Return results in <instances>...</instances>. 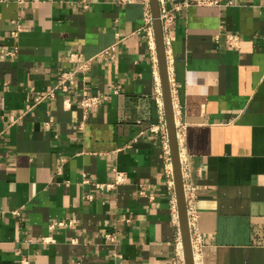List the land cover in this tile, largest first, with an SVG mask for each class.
<instances>
[{
    "label": "crops",
    "instance_id": "0c3cea01",
    "mask_svg": "<svg viewBox=\"0 0 264 264\" xmlns=\"http://www.w3.org/2000/svg\"><path fill=\"white\" fill-rule=\"evenodd\" d=\"M179 1L159 10L172 15L165 56L196 264H264V0ZM142 16L116 0H0V264H168L177 228L149 129L159 78ZM112 44V58L92 59ZM62 71L68 90L34 102ZM84 89L106 96L85 117ZM113 168L124 182L112 190L82 182L111 181Z\"/></svg>",
    "mask_w": 264,
    "mask_h": 264
},
{
    "label": "built area",
    "instance_id": "2783aa9c",
    "mask_svg": "<svg viewBox=\"0 0 264 264\" xmlns=\"http://www.w3.org/2000/svg\"><path fill=\"white\" fill-rule=\"evenodd\" d=\"M118 3L121 4H129V3H139L142 6L143 10V16H142V31L145 33L147 38V44L150 52V58L152 62L155 64L156 62V54H155V48H154V35H153V29H152V16L150 12V6H149V0H116ZM233 0H180L179 2H176L173 5V9H178L180 7H187L189 5H195V6H229L231 5ZM159 3H162V0H159ZM171 10H167L163 7L159 10V20L161 24V31H162V40L164 49H168L171 41V36L168 34V28L170 24L172 23V15L170 13ZM239 38L237 34H226L225 36V43L227 46L235 47L238 45ZM114 51V44L104 48L99 53H97L95 56H93L92 59L99 60L103 58L104 56H108L112 58ZM73 55H71L72 57ZM91 58L88 60L83 61L81 64L78 65L77 70L78 71H84L88 67L89 62L92 60ZM155 66V65H154ZM73 72L70 71H62L59 73V79L54 85L53 88L50 90L36 95L34 97V102H38L42 99L46 98H53L55 95V91L59 90L61 92H66L68 90V86L73 83ZM158 80V78H157ZM155 94L157 96V102L158 107L160 111V119L157 125L151 126L149 129L152 132H156L159 135L161 149H162V164H163V171L165 176L167 177V188L169 191L172 192L171 197V215L173 219V223L175 224L177 228V233L174 238L173 242V252L168 260V264H185L184 263V256H183V250H182V243H181V237L180 232L178 230V217H177V208H176V201L174 196V186H173V174H172V164H171V158H170V152H169V145H168V139H167V133L165 128V121L163 117V106H162V98H161V90L159 86V82L157 81V88L155 90ZM106 101V96L99 94L98 92H90L87 89L82 90L78 104L81 107L83 111V116L85 117L89 111L98 109L101 104ZM183 125L177 124L175 126V136L177 145L180 140V136L182 134ZM179 156V160H180ZM83 183H91L95 188H98L100 190H112L116 186L122 184L124 182V173L121 170H118L117 168H113V177L111 181L108 182H91L88 178L82 179ZM182 188H183V198L185 203V210H186V218H187V225L189 229L190 234V247H191V253H192V260L193 264H196V257L200 250L201 246V240L200 235L196 231L195 228V218H196V212L194 209V187L190 183H184L182 182ZM126 220V219H125ZM66 223L64 221H57L52 224H50V227L53 226H64ZM107 238L110 240H113L112 234H107ZM44 242L50 241L48 237L43 238ZM19 264H30L26 257H22L19 261Z\"/></svg>",
    "mask_w": 264,
    "mask_h": 264
},
{
    "label": "water",
    "instance_id": "95a60500",
    "mask_svg": "<svg viewBox=\"0 0 264 264\" xmlns=\"http://www.w3.org/2000/svg\"><path fill=\"white\" fill-rule=\"evenodd\" d=\"M156 52L157 73L160 83L163 116L167 133L169 152L172 164L173 186L177 208L178 226L182 243L185 264H193L190 247V234L187 225L185 203L183 198L182 178L179 164L178 145L175 136V124L171 104L170 88L167 76L166 56L162 40L161 24L159 20L158 0H149Z\"/></svg>",
    "mask_w": 264,
    "mask_h": 264
}]
</instances>
